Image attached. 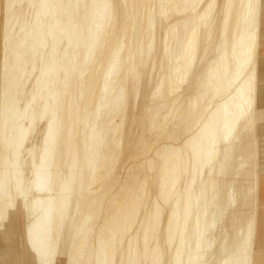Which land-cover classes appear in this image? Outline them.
Listing matches in <instances>:
<instances>
[{
  "label": "bare ground",
  "instance_id": "6f19581e",
  "mask_svg": "<svg viewBox=\"0 0 264 264\" xmlns=\"http://www.w3.org/2000/svg\"><path fill=\"white\" fill-rule=\"evenodd\" d=\"M263 7L0 0V264H264Z\"/></svg>",
  "mask_w": 264,
  "mask_h": 264
},
{
  "label": "rangeland",
  "instance_id": "374dc122",
  "mask_svg": "<svg viewBox=\"0 0 264 264\" xmlns=\"http://www.w3.org/2000/svg\"><path fill=\"white\" fill-rule=\"evenodd\" d=\"M257 201H259V199H257ZM24 243V242H23ZM25 248V249H24ZM23 250H26V244L24 243L23 245Z\"/></svg>",
  "mask_w": 264,
  "mask_h": 264
},
{
  "label": "crops",
  "instance_id": "0c3cea01",
  "mask_svg": "<svg viewBox=\"0 0 264 264\" xmlns=\"http://www.w3.org/2000/svg\"><path fill=\"white\" fill-rule=\"evenodd\" d=\"M263 15H264V7H263ZM263 22H264V19H263ZM263 78H264V76H263Z\"/></svg>",
  "mask_w": 264,
  "mask_h": 264
},
{
  "label": "snow or ice",
  "instance_id": "6c2138e0",
  "mask_svg": "<svg viewBox=\"0 0 264 264\" xmlns=\"http://www.w3.org/2000/svg\"><path fill=\"white\" fill-rule=\"evenodd\" d=\"M243 264H248V262L247 261H244Z\"/></svg>",
  "mask_w": 264,
  "mask_h": 264
}]
</instances>
